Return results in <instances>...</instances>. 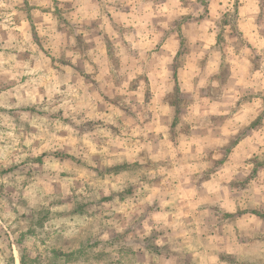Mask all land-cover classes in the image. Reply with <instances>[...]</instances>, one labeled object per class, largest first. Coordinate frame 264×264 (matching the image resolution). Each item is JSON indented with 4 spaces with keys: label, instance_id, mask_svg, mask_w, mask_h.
<instances>
[{
    "label": "rangeland",
    "instance_id": "obj_1",
    "mask_svg": "<svg viewBox=\"0 0 264 264\" xmlns=\"http://www.w3.org/2000/svg\"><path fill=\"white\" fill-rule=\"evenodd\" d=\"M252 210L264 0H0V264H264Z\"/></svg>",
    "mask_w": 264,
    "mask_h": 264
},
{
    "label": "crops",
    "instance_id": "obj_2",
    "mask_svg": "<svg viewBox=\"0 0 264 264\" xmlns=\"http://www.w3.org/2000/svg\"><path fill=\"white\" fill-rule=\"evenodd\" d=\"M252 214H254L255 216H257V217H261V218H264V214L263 213H260V212H257V211H254V210H252V211H250ZM239 213H243V212H239ZM245 246H247L246 244H244V243H242V249H240L241 251L239 252V253H242V254H247V253H244V247ZM244 248V249H243ZM239 259V258H238ZM240 261H243V260H239V262ZM216 264H225V262L224 261H221V260H216Z\"/></svg>",
    "mask_w": 264,
    "mask_h": 264
}]
</instances>
